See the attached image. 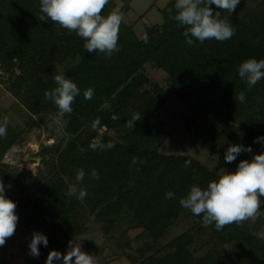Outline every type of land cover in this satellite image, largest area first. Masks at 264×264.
Here are the masks:
<instances>
[{
	"label": "trees",
	"instance_id": "1",
	"mask_svg": "<svg viewBox=\"0 0 264 264\" xmlns=\"http://www.w3.org/2000/svg\"><path fill=\"white\" fill-rule=\"evenodd\" d=\"M132 3L109 0L102 15L114 8L128 14ZM174 5L175 0L161 11L162 24L147 27V44L137 36L134 26L122 20L120 51L107 59L104 54L88 53L75 32L69 34L50 20H38L40 0H0V84L27 113V128L50 115L56 117L57 108L45 99L44 92L57 86L54 75L59 71L80 89L73 112L65 116L69 123L61 125L68 142L42 148L39 156L44 169L38 175L10 171L2 164L7 150L24 142L25 131L11 136L8 125L7 136L0 138V181L10 186L6 187L7 197L11 193L16 196L18 224L47 232V247L41 245L39 257L28 264H45L50 251L62 253L70 240L87 235L90 217L106 225L104 236L111 240V248L121 241L126 248H133L130 231H140L142 237L152 239L154 243L131 258L132 264H264V236L251 227L256 220L217 231L214 224L203 225L202 216L179 205L191 184L204 188L218 179L221 168L236 169L240 160H251L264 151L261 144L254 143L258 136H264V78L248 89L237 72L248 58L264 59V0H240L231 14L212 5L214 13L220 11L221 19L236 32L227 41L212 39L203 44L191 36L189 43L183 29L169 18L168 9ZM148 66L166 74V87L153 81ZM88 88L94 89L91 100L83 96ZM241 91L246 94V103L235 99ZM172 98L186 107L182 122L190 136L212 142L210 152L219 155L217 169L210 170L186 155L166 156L159 151L168 135L164 123L156 119ZM134 112L142 118L135 128H128L126 121ZM3 117L0 115V120ZM97 117L100 124L94 127ZM216 137L226 145L218 144ZM108 141L115 144L108 151L89 147L90 143ZM231 144L251 146L252 153H242L236 161L225 163ZM186 160L191 161L187 168ZM79 169L86 173L77 185L88 188L83 199L65 194ZM93 169L99 173L98 180L90 176ZM168 191L175 193L174 199H165ZM262 214L264 197L259 215L264 218ZM184 215L196 222L193 228L197 234H209L207 250L195 258L191 250L194 237L189 231L165 247L150 249L169 236ZM120 221L128 227L117 237L112 229ZM0 264L8 263L0 260Z\"/></svg>",
	"mask_w": 264,
	"mask_h": 264
},
{
	"label": "clouds",
	"instance_id": "2",
	"mask_svg": "<svg viewBox=\"0 0 264 264\" xmlns=\"http://www.w3.org/2000/svg\"><path fill=\"white\" fill-rule=\"evenodd\" d=\"M239 3L240 0H175L174 9H168L169 18L176 22L177 28L183 29L182 34L189 43L192 42L190 36L201 44L212 39L223 42L233 37L236 28L221 19L220 11L214 13L211 6L215 5L231 14ZM108 4L109 0H40L42 14L37 19L50 20L68 30L69 34L75 32L84 41L83 47L88 53L104 54L105 58L111 59L120 51L118 39L123 15L119 8L112 9L106 16L102 15ZM149 40L145 33L143 42L147 44ZM237 72L247 88L251 89L264 78V59L257 61L255 58H248L240 63ZM54 80L57 86L51 91L46 90L44 97L57 108L56 122L66 127L69 120L65 116L73 112L72 104L75 97L80 95V89L63 72L55 74ZM83 96L86 100H91L94 89H86ZM235 99L239 103H246L245 92H239ZM141 118L139 113L134 112L126 121V127L135 128V123ZM99 124L100 118L97 117L93 126ZM8 125L9 119L5 116L0 120V138L7 136ZM254 143L264 147V136H258ZM89 147L93 151H108L115 144L112 141L94 142ZM242 153H252L251 146L229 145L224 155L225 163L236 161ZM190 164L191 161L186 160L185 168ZM85 175L83 169L77 170L75 183L69 185L65 193L67 196H76L78 199L87 196L86 189L77 187ZM90 176L99 179L96 169L91 171ZM217 176V180L210 181L204 188L196 183L191 184L186 195L179 199V205L197 217L202 216L203 225L214 224L217 231L223 230L227 225L255 221L260 215L261 197H264V151L254 154L251 160H240L234 172L221 168ZM6 187L10 186L0 181V247L15 234L18 223L17 204L6 196ZM174 198L173 191L165 193V199ZM40 245L47 247L48 239L41 232L34 231L28 244L29 255L38 258ZM54 261H62V264H97L95 256L84 252L81 245L73 240L68 242L66 253L56 250L49 252L45 264H54Z\"/></svg>",
	"mask_w": 264,
	"mask_h": 264
},
{
	"label": "rangeland",
	"instance_id": "3",
	"mask_svg": "<svg viewBox=\"0 0 264 264\" xmlns=\"http://www.w3.org/2000/svg\"><path fill=\"white\" fill-rule=\"evenodd\" d=\"M173 0H133V10L123 15V21L134 26L135 32L139 38H142L146 32L147 27L152 25H159L163 22L162 10ZM260 0H255L259 3ZM250 4V3H249ZM255 6V5H253ZM61 70V69H60ZM150 77L153 81L166 87V74L163 71L152 69L151 66L147 68ZM1 72V71H0ZM63 70L59 71V73ZM64 73V72H63ZM1 75V74H0ZM170 92V91H169ZM186 112V107L177 99H170L168 103L162 108L156 121L164 123V133L168 135L166 142L160 147L159 151L166 156L186 155L198 161L204 167L215 170L219 165V155L212 154L210 147L212 142L210 140H194L182 122V117ZM0 115L7 116L9 125L11 127V136L19 135L21 131L26 132V138L20 145H14L7 150L2 164L8 167L10 171H29L33 176L38 175L44 169L43 163L39 153L43 147H52L53 145H65L68 142V137L62 130L61 124L56 122L55 116L50 115L45 118V121H38V125L31 129L27 128V113L20 106V104L10 95L6 89L0 84ZM37 120V119H35ZM210 128L208 131H211ZM103 133V131H101ZM111 135L114 133L110 132ZM218 142L217 137L215 138ZM220 145H226L218 142ZM229 172H234L236 169L226 168ZM140 174V171H136ZM84 189L88 192L87 186ZM7 196V195H6ZM10 199L16 198L14 193L8 195ZM80 203H84L83 200ZM261 216H264L263 214ZM195 221L182 216L176 227L172 229L170 235L164 237L161 242L155 243V246L150 249L158 250L165 247L177 236L189 231L194 237L191 250L195 253V258H199L201 251H206L209 245L210 237L208 235H199L193 228ZM90 232L84 237L74 241L80 244L84 252L94 255L97 264H132L131 258L138 257V250L148 247L154 243L152 239L142 237L140 231L128 232L129 237L134 240L133 248H126L121 241L119 246H115V242L111 248V240H107L104 236L106 225L99 223L95 217H90L89 220ZM128 223L120 221L112 229L115 236H120L127 231ZM251 227L257 230V235L264 236V218L258 217L253 222ZM41 232L45 236L47 232L41 229H36L33 226H26L17 223L15 234L6 240L4 246L0 247V260L8 264H28L34 257L29 255L28 244L31 240L32 233ZM41 246V245H40ZM39 246V247H40ZM66 248L62 254L66 253ZM153 253V252H152ZM54 264H62V261H56Z\"/></svg>",
	"mask_w": 264,
	"mask_h": 264
}]
</instances>
